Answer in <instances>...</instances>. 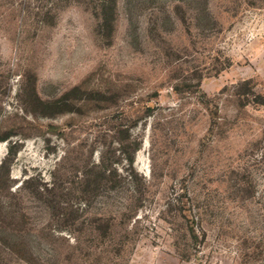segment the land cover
Instances as JSON below:
<instances>
[{
  "label": "rangeland",
  "instance_id": "obj_1",
  "mask_svg": "<svg viewBox=\"0 0 264 264\" xmlns=\"http://www.w3.org/2000/svg\"><path fill=\"white\" fill-rule=\"evenodd\" d=\"M0 264H264V0H0Z\"/></svg>",
  "mask_w": 264,
  "mask_h": 264
}]
</instances>
